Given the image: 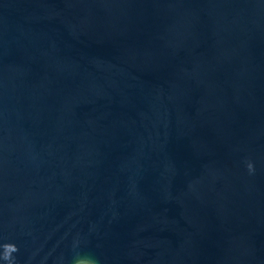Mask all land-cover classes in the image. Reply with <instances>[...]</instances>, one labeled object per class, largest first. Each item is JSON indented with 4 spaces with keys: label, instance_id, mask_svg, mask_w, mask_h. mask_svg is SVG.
Segmentation results:
<instances>
[{
    "label": "water",
    "instance_id": "95a60500",
    "mask_svg": "<svg viewBox=\"0 0 264 264\" xmlns=\"http://www.w3.org/2000/svg\"><path fill=\"white\" fill-rule=\"evenodd\" d=\"M0 264H264V0H0Z\"/></svg>",
    "mask_w": 264,
    "mask_h": 264
}]
</instances>
